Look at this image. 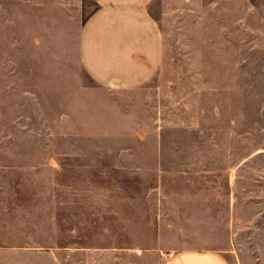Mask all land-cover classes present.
Instances as JSON below:
<instances>
[{
    "label": "rangeland",
    "instance_id": "obj_1",
    "mask_svg": "<svg viewBox=\"0 0 264 264\" xmlns=\"http://www.w3.org/2000/svg\"><path fill=\"white\" fill-rule=\"evenodd\" d=\"M94 9L0 0V247L264 264V0H153L159 68L126 88L79 66Z\"/></svg>",
    "mask_w": 264,
    "mask_h": 264
},
{
    "label": "crops",
    "instance_id": "obj_2",
    "mask_svg": "<svg viewBox=\"0 0 264 264\" xmlns=\"http://www.w3.org/2000/svg\"><path fill=\"white\" fill-rule=\"evenodd\" d=\"M95 9L79 29L78 61L87 77L100 86L135 87L158 70L160 32L149 7L153 0H92ZM0 264H59L55 250L1 246ZM209 249H181L163 264H234ZM5 257V259H4Z\"/></svg>",
    "mask_w": 264,
    "mask_h": 264
}]
</instances>
